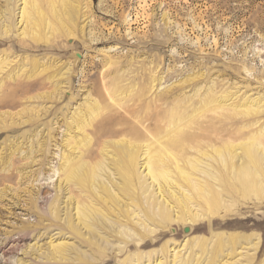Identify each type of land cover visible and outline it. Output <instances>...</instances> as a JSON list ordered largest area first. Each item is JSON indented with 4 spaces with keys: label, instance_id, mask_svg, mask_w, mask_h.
<instances>
[{
    "label": "rangeland",
    "instance_id": "1",
    "mask_svg": "<svg viewBox=\"0 0 264 264\" xmlns=\"http://www.w3.org/2000/svg\"><path fill=\"white\" fill-rule=\"evenodd\" d=\"M50 1L38 0L46 14ZM70 1L83 14L78 15L73 33L68 35L60 25L46 39L43 32L39 38L22 34L24 24H17L21 1L0 0V264H66L67 260L45 252L50 238L53 244L73 245L68 264H77L83 252L86 264H138L140 259L154 264L145 260L148 257L172 264L176 253L187 264H264V197L257 201L254 196L237 197L230 211L218 209L199 221L192 215L179 218L176 198L182 196V188L190 191L181 186L183 180L171 158L192 157L194 150L185 154L177 141L163 146L174 133L171 126L181 123L183 98L192 105L198 88L216 86L217 94L234 93L228 104L258 99L264 108V0ZM7 7L13 15L5 32ZM42 64L50 67L43 71ZM33 71L37 75L27 78ZM32 80L42 86L24 91L25 82ZM105 88L118 90L123 107L139 108L128 117L141 132L137 138L143 144L155 141L153 147L159 142L168 153L166 167L178 187H171L174 196L166 189L162 193L178 218L170 215L163 227L148 221L149 215L156 218L160 200L153 207V193L144 192L150 180L144 177L140 155L135 160L132 194L136 211L153 232L139 226L136 218L129 246L122 241L129 238L125 232L114 242L121 249L103 245L104 252H99L78 244L79 236L60 232L57 223L65 221L61 202L67 195L56 193L54 170L60 152L70 151L63 130L68 127V135L81 137L73 117L85 105L88 92L100 101L104 115L113 107L122 110ZM262 115L253 128L264 131ZM140 235L146 244L138 241ZM237 236L249 243L227 246ZM198 241H205L202 252L195 247ZM219 241L226 245L216 248ZM209 249H215L211 261Z\"/></svg>",
    "mask_w": 264,
    "mask_h": 264
},
{
    "label": "bare ground",
    "instance_id": "2",
    "mask_svg": "<svg viewBox=\"0 0 264 264\" xmlns=\"http://www.w3.org/2000/svg\"><path fill=\"white\" fill-rule=\"evenodd\" d=\"M17 1H21L22 5L17 24L20 22L24 24L22 34L28 32L34 38H39L40 33L43 32V36L48 39V34L52 35L60 25L68 35H71L72 29L77 25L78 15H83L79 12L78 4L74 5L70 0H58V3L54 0L50 1L49 14H46L47 11L42 8L38 0ZM6 10L9 14V23L2 25L3 28L5 27V32L11 28L10 20L13 15V9L7 7ZM41 66L43 71L50 67L45 64ZM35 75L37 74H34V71L30 72L27 78ZM11 78L14 79L15 75ZM188 80L191 79H185ZM25 83L24 91L42 86L41 82L36 80ZM216 88L209 86L203 90L201 88L195 90L196 98L191 101L192 105H188L189 100L183 98V109L181 116L179 115L181 123L171 126L174 133L169 135L168 141L163 142L165 147L176 141L180 142L185 154L194 150L192 157L184 156L180 161L171 158L172 161L175 160L174 165L183 180L181 186L190 191L187 192L181 187L182 196L176 198L179 203V211H177L180 213L179 218L184 215L188 219L192 215L198 217L197 221H199L201 216H211V213H215L218 209L230 211L237 197L251 199L254 196L255 201L264 197V131L261 127L253 128L262 118L264 108L261 109L258 99L253 101L241 99L240 102L228 104L227 101L233 98L234 93L223 90L217 94ZM104 92L114 104L122 107V110L113 107L112 113L104 115L100 101L88 92L85 105L79 106L73 117L75 129L80 132L81 137L68 135V127L63 130L66 135L63 140L65 148L70 147V151L60 152V162L58 168L54 170L58 174L56 193L66 192L67 195L66 200L61 202L64 204L65 221L57 223L60 232L66 231L71 235L79 236L78 244L89 245L91 249L99 252H104L106 246L121 249L122 247L115 245L114 242L120 240V236L125 232L129 238L121 239L124 245L129 246L132 242V229L136 226L134 221L136 218L139 226H146L150 232H153L136 211L138 207L132 194L131 187L136 173L135 160L140 155L143 156L140 166L144 165V177L150 180L145 184L144 192H148L149 195L153 193L155 198L152 200L153 207L160 200L156 218L149 215L147 220L161 223L163 227L167 221L169 222L170 215L174 216L173 219L178 218L172 205L162 193L166 189L171 196L175 195L171 187L176 186V183L170 178L166 167L165 159L168 153L159 142L153 147L151 143L155 141L143 144V140L137 138L142 136L141 132L128 117L136 115L139 108L123 107L117 89L105 88ZM119 92L122 94V91ZM104 125H107V128H104ZM93 145L97 150L93 149ZM55 196L59 201V195ZM192 202L201 209V213L194 208V204L191 205ZM194 221L192 219L193 223ZM25 228L23 229L26 231ZM219 238L221 237L218 236ZM143 240L145 237L140 235L138 241L146 244ZM248 240L237 236V240L229 242L227 246L249 243ZM220 241L216 248L226 245ZM204 243L205 241H198L195 247L202 252ZM103 245L104 249L101 247ZM73 249L71 243L53 244L50 238L48 250L45 252L53 259L67 260L66 264H68V255ZM215 249L207 250L206 254L210 253L208 256L210 261L213 260ZM83 255L84 252L80 253V257L76 259L77 264H86L88 258L82 259ZM150 259L151 257H148L145 260L154 264L161 262L158 258ZM171 262L187 264V261L178 258V253L173 254ZM138 264L145 263L140 259Z\"/></svg>",
    "mask_w": 264,
    "mask_h": 264
}]
</instances>
